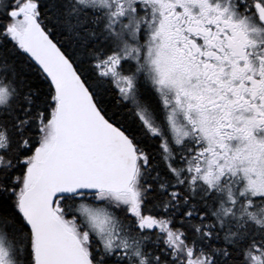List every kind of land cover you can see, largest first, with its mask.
<instances>
[{
    "label": "snow or ice",
    "instance_id": "obj_1",
    "mask_svg": "<svg viewBox=\"0 0 264 264\" xmlns=\"http://www.w3.org/2000/svg\"><path fill=\"white\" fill-rule=\"evenodd\" d=\"M0 264H264V0H0Z\"/></svg>",
    "mask_w": 264,
    "mask_h": 264
}]
</instances>
